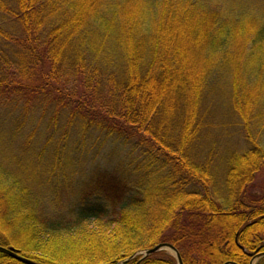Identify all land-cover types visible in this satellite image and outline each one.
I'll return each mask as SVG.
<instances>
[{
  "label": "trees",
  "instance_id": "obj_1",
  "mask_svg": "<svg viewBox=\"0 0 264 264\" xmlns=\"http://www.w3.org/2000/svg\"><path fill=\"white\" fill-rule=\"evenodd\" d=\"M128 1L0 0V103L21 105L25 117L52 110L65 119L63 136L78 124L133 145L145 169L98 167L71 188L111 210L57 214L0 165V246L42 264H136L140 252L168 243L183 264H250L264 252V195L250 193L264 169V143L250 131L264 130L254 110L264 91L240 85L234 106L246 149L216 152L222 193L211 190L198 106L213 72L238 69L235 55L264 73V19L212 0ZM91 219L100 223L85 228ZM156 253L138 264H177ZM0 264L22 263L0 253Z\"/></svg>",
  "mask_w": 264,
  "mask_h": 264
},
{
  "label": "rangeland",
  "instance_id": "obj_2",
  "mask_svg": "<svg viewBox=\"0 0 264 264\" xmlns=\"http://www.w3.org/2000/svg\"><path fill=\"white\" fill-rule=\"evenodd\" d=\"M212 2L216 7L255 14L264 19V0H212ZM126 5V9L134 12L133 3L128 1ZM122 17L124 15L120 14L119 19L121 20ZM131 18L134 20V14H131ZM108 43L110 45L108 54L113 61H117L120 50L113 42ZM198 51L195 49L193 54ZM233 62L238 66L237 70L232 68V71L225 73L222 70L219 77L216 76V71L211 74L198 106L203 117L202 130L205 132L201 134L202 147L206 149V154L212 151L210 153L212 155L210 173L213 178L211 190L221 193L225 170L224 163H220L216 152L223 148L222 155L228 147L238 148L239 151L246 149L244 128L242 124L240 126L243 122L242 116L234 106V100L243 93L240 85H247L249 92L255 93L257 89L264 91V73L260 69L252 65L244 66L238 55L233 57ZM15 69L18 70V67ZM262 98L254 103L258 107L254 110L256 109V113L260 114L257 117L259 121H264L262 115L264 97ZM23 114L21 105L0 103V165L10 175H16L29 184L34 195L50 213H70L77 206L84 207L90 213L107 208L111 210L110 204L103 198L93 195L82 200L80 189L78 188L77 193L71 188L77 179L84 180L92 176L98 167L106 166L121 171L125 163L132 171L141 173L138 175L145 173L141 164L140 150L133 145L123 144L114 137H106L96 132L94 136L84 134L78 124L73 126L68 137L63 136L65 119L61 117L59 120H53L50 109L31 110L26 113V117ZM250 131L254 137L261 138V142L264 143V130L259 136L256 135L255 130L250 129ZM209 144L212 150L208 149ZM250 191L254 196L264 195V169L256 174ZM96 221L98 220L91 219L85 228H94L100 223ZM161 252L171 255V251L164 249L157 251L156 254L160 255ZM257 261L258 259L254 263L256 264Z\"/></svg>",
  "mask_w": 264,
  "mask_h": 264
},
{
  "label": "water",
  "instance_id": "obj_3",
  "mask_svg": "<svg viewBox=\"0 0 264 264\" xmlns=\"http://www.w3.org/2000/svg\"><path fill=\"white\" fill-rule=\"evenodd\" d=\"M169 250L171 251V254L173 255V257L175 258L177 264H183L180 258V255L178 253V251L170 244L168 243H159L157 245H155L153 248L144 250L142 252H140L142 254V257L138 260V262L136 264H138L142 259H144L145 257L156 253L159 250ZM0 253L3 254H7L8 256H10L11 258H13L14 260L18 261L19 263L22 264H41V263H37L35 261H32L30 259H27L21 255H19L14 248L10 247V248H5V247H1L0 246ZM260 256H264V253L261 254ZM253 261V260H252ZM123 262H120L119 264H122ZM224 264H234L231 262H226Z\"/></svg>",
  "mask_w": 264,
  "mask_h": 264
},
{
  "label": "flooded vegetation",
  "instance_id": "obj_4",
  "mask_svg": "<svg viewBox=\"0 0 264 264\" xmlns=\"http://www.w3.org/2000/svg\"><path fill=\"white\" fill-rule=\"evenodd\" d=\"M263 253H264V252H263ZM259 254H261V253H259ZM257 255H258V254H256L255 256H257ZM255 256H254V257H255Z\"/></svg>",
  "mask_w": 264,
  "mask_h": 264
}]
</instances>
